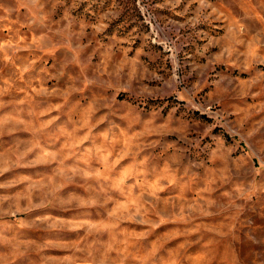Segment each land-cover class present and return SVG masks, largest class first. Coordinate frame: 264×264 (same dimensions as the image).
I'll list each match as a JSON object with an SVG mask.
<instances>
[{
	"label": "rangeland",
	"instance_id": "obj_1",
	"mask_svg": "<svg viewBox=\"0 0 264 264\" xmlns=\"http://www.w3.org/2000/svg\"><path fill=\"white\" fill-rule=\"evenodd\" d=\"M0 264H264V0H0Z\"/></svg>",
	"mask_w": 264,
	"mask_h": 264
}]
</instances>
